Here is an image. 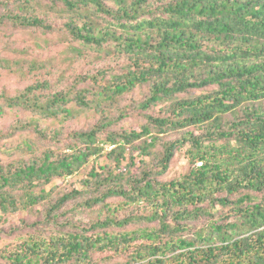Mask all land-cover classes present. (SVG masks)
Listing matches in <instances>:
<instances>
[{
	"label": "trees",
	"instance_id": "1",
	"mask_svg": "<svg viewBox=\"0 0 264 264\" xmlns=\"http://www.w3.org/2000/svg\"><path fill=\"white\" fill-rule=\"evenodd\" d=\"M4 78L22 83L0 91L19 114L0 132V222L43 205L48 228L3 264H264V0H0Z\"/></svg>",
	"mask_w": 264,
	"mask_h": 264
},
{
	"label": "rangeland",
	"instance_id": "2",
	"mask_svg": "<svg viewBox=\"0 0 264 264\" xmlns=\"http://www.w3.org/2000/svg\"><path fill=\"white\" fill-rule=\"evenodd\" d=\"M54 21L57 24H60L59 26L63 24L62 19L57 18V19H54ZM22 41H25L26 45H30L34 42L30 36H27L25 39L21 40V42ZM65 47H66L65 43H58L56 45H51L49 48H46L45 50L42 49L41 52L44 58L51 56L55 60L59 61L60 59H59L58 53L61 51V49ZM32 52L38 53V50L35 48ZM82 62L78 61L75 64V67L79 71L81 70L82 67H87L86 64ZM71 73H74V71H71ZM19 82L22 83L20 79L18 78H14V79L4 78V80L0 82V91H1L2 86L4 85L7 86L10 90H14V88L19 85ZM142 94L143 93L141 92V90H137L135 91V93L131 94V96L127 98L126 104H128L127 106H128V111H129L128 113L129 120L126 123V125L128 127L132 126L136 117H141L140 110L136 109L137 104L135 102L142 99L141 98ZM133 99H135L136 101H133ZM17 116H19V114H14L13 112L9 114L0 115V132L4 133L5 135L11 134V129L13 128V125L16 122ZM85 122L86 121L84 120V118H80L79 120H73L70 126L69 124L66 126V131L67 130L70 131L74 127H81L85 124ZM92 122H94V119L89 120L87 124H90ZM134 126H137V125H134ZM170 135L172 136V134ZM11 140H12L11 137L2 138L0 140V146L2 148L7 147V145L11 143ZM184 150L185 149H180L176 152L173 163L169 171L167 172V174L164 176L165 180L179 176L185 170H187L189 164H188L186 155L184 154ZM2 156H5V155H2ZM103 160H104V157L100 159V162H103ZM82 176L83 175L80 173L78 175L68 178L66 181L62 179H57L53 182V184H58V183L65 184L67 182L68 183L75 182L79 180L80 178H82ZM75 184L77 187H80L79 182H76ZM61 187H64V186H61ZM72 206H73V202L66 204V206L60 210V213L68 212L69 210H71ZM42 207L44 208L43 205L38 206L37 207L38 210L32 213L27 212V211H21L15 214L8 215L0 222V264H3L2 259H1V252L3 251L4 248L8 250L12 248V246L16 243V241H18L17 235L26 234L28 231L34 230L32 227L36 224H39V222L44 223L43 221L45 220L46 211L45 210L43 211ZM97 210L98 208L96 209V211H88L86 209L81 214L75 216V218L79 220L81 223L91 222L95 218L98 217ZM39 227L45 228V229L48 228V226L45 223L42 225H39Z\"/></svg>",
	"mask_w": 264,
	"mask_h": 264
}]
</instances>
